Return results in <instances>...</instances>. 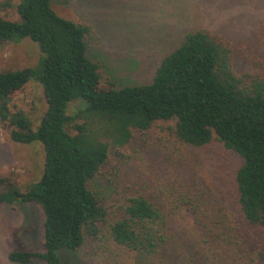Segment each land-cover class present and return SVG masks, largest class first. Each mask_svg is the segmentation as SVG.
Returning a JSON list of instances; mask_svg holds the SVG:
<instances>
[{
  "label": "trees",
  "instance_id": "1",
  "mask_svg": "<svg viewBox=\"0 0 264 264\" xmlns=\"http://www.w3.org/2000/svg\"><path fill=\"white\" fill-rule=\"evenodd\" d=\"M6 9L17 18L0 14V45L29 38L41 55L33 66L0 70V123L13 141H40L45 152L42 177L27 188L0 176V204L36 203L45 214V251H12V261L61 264L58 249L75 251L87 237L106 234L145 254L164 247L169 226L159 205L141 193L111 203L95 188L109 149L160 120L174 121L170 128L188 145L217 139L241 156L238 202L250 224L264 227V78L233 71L242 53L237 44L205 28L192 30L149 83L119 87L107 79L104 87L102 65L89 54V24L60 15L52 0H0V12ZM32 79L43 84L47 102L38 125L23 109H10ZM74 100L87 120L69 114Z\"/></svg>",
  "mask_w": 264,
  "mask_h": 264
},
{
  "label": "rangeland",
  "instance_id": "2",
  "mask_svg": "<svg viewBox=\"0 0 264 264\" xmlns=\"http://www.w3.org/2000/svg\"><path fill=\"white\" fill-rule=\"evenodd\" d=\"M52 6L93 28L89 54L102 65L104 87L107 79L119 87L149 83L184 35L201 28L242 49L232 64L237 75L264 78V0H52ZM0 14L17 18L13 9ZM40 55L29 38L4 43L0 70L33 66ZM80 100L68 112L83 122L88 116H81ZM46 108L43 84L33 79L10 102L11 111L23 109L35 125ZM171 126L174 121H157L135 130L125 146L111 147L95 180L111 203L141 193L159 205L168 219V243L145 254L107 234L87 237L78 250L58 249L61 264H264V227L250 224L238 202L241 156L217 139L203 147L188 145ZM44 162L40 141L15 142L0 123V176L24 189L42 177ZM44 215L36 203L0 204V264H47L9 258L16 250L45 251Z\"/></svg>",
  "mask_w": 264,
  "mask_h": 264
}]
</instances>
